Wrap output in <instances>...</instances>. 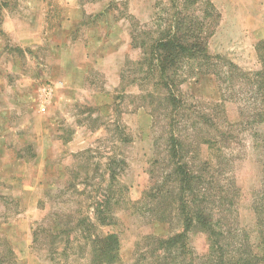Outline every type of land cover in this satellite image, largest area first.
I'll list each match as a JSON object with an SVG mask.
<instances>
[{
	"label": "rangeland",
	"instance_id": "374dc122",
	"mask_svg": "<svg viewBox=\"0 0 264 264\" xmlns=\"http://www.w3.org/2000/svg\"><path fill=\"white\" fill-rule=\"evenodd\" d=\"M212 1L221 18L210 52L243 71L259 70L264 0ZM169 5L170 0H0V238L12 246L18 264H53L42 230L54 225L55 212H92L108 186L111 158L133 202L156 186L162 167L153 163L164 155L165 128L137 97L142 90L135 63L142 50L132 44L131 20L139 28H157ZM225 64L218 63L219 73L190 78L182 89L200 108L226 106L225 113L218 109L217 120L225 114L233 124L220 127L233 136L240 225L255 238L254 192L264 178V123L257 116L263 99L252 76L235 74L229 85ZM45 86L52 89L47 104ZM208 152L203 146V155ZM86 167L98 173L87 178ZM148 210L144 204L115 206L116 224L101 229L120 235L116 264H143V236L171 233L168 225L152 223ZM191 241L198 253L207 251L202 232L192 233ZM88 258V252L71 254L69 263L89 264Z\"/></svg>",
	"mask_w": 264,
	"mask_h": 264
},
{
	"label": "trees",
	"instance_id": "16d2710c",
	"mask_svg": "<svg viewBox=\"0 0 264 264\" xmlns=\"http://www.w3.org/2000/svg\"><path fill=\"white\" fill-rule=\"evenodd\" d=\"M167 15L161 18V14L157 18L161 20L159 26L150 29L139 28L134 16L131 20L132 44L142 50L141 58L135 63L141 73L138 77L142 92L137 97L144 101L153 121L165 128L164 155L153 163V166L161 163L162 167L156 186L133 202L125 195L128 187L118 181L119 173L111 158L106 174L108 186L103 197L93 202L92 212L78 216L55 212L54 225L42 230L53 264H70L71 254L82 257L87 252L89 264L118 263L120 235L103 233L101 229L116 224L115 206L125 210L129 204L147 205L150 221L171 229L167 235L143 236L144 248L140 251L143 264H264V178L262 189L254 192L256 236L253 238L240 225L242 192L230 150L231 129L220 127L222 122L227 126L233 124L225 114L221 123L218 122L221 104H210L214 111L205 106L200 108L199 103L186 100L182 89L194 76L219 73L217 65L224 60L227 69L224 78L229 85L237 77L235 74L243 78L252 76L256 92L263 99L257 116L260 114L259 122L264 123V41L258 46L262 67L246 72L225 57L210 52L208 42L221 18L212 0H170ZM138 32L144 36L142 40L136 35ZM144 84L147 88H142ZM221 108L225 113L226 106ZM203 146L209 150L206 156L202 153ZM85 171L87 178L98 173L88 167ZM154 172L152 168L151 177H155ZM101 177L105 179V175ZM156 197L159 201L154 202ZM59 214L63 216L60 220L56 219ZM194 232L206 235L208 248L203 254L192 245ZM38 234L35 232V241ZM60 243L62 247L58 246ZM71 248L73 252H69ZM17 261L12 246L0 238V264H18Z\"/></svg>",
	"mask_w": 264,
	"mask_h": 264
},
{
	"label": "built area",
	"instance_id": "2783aa9c",
	"mask_svg": "<svg viewBox=\"0 0 264 264\" xmlns=\"http://www.w3.org/2000/svg\"><path fill=\"white\" fill-rule=\"evenodd\" d=\"M42 91L43 97L47 99V101H45L44 103L47 104L48 99L50 98V96H52V89L49 86H45ZM44 103H42V110H45L46 108Z\"/></svg>",
	"mask_w": 264,
	"mask_h": 264
},
{
	"label": "crops",
	"instance_id": "0c3cea01",
	"mask_svg": "<svg viewBox=\"0 0 264 264\" xmlns=\"http://www.w3.org/2000/svg\"><path fill=\"white\" fill-rule=\"evenodd\" d=\"M262 27H264V25H263ZM260 29H261V28H260Z\"/></svg>",
	"mask_w": 264,
	"mask_h": 264
}]
</instances>
